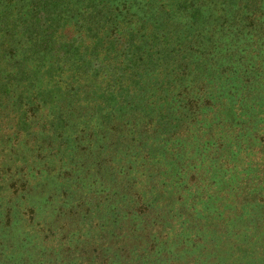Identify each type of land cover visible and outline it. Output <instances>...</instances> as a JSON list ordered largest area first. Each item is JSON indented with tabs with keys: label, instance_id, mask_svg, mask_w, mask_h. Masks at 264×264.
Instances as JSON below:
<instances>
[{
	"label": "trees",
	"instance_id": "1",
	"mask_svg": "<svg viewBox=\"0 0 264 264\" xmlns=\"http://www.w3.org/2000/svg\"><path fill=\"white\" fill-rule=\"evenodd\" d=\"M9 1L0 57L16 69L0 64V128L17 121L0 137L2 230L36 229L43 243L65 231L68 244L120 193L146 218L147 195L168 180L182 187L191 161L226 165L236 151L261 169L262 189L264 0ZM160 228L144 236L150 264L170 255ZM119 233L115 247L132 243ZM9 247L0 239V264H32Z\"/></svg>",
	"mask_w": 264,
	"mask_h": 264
},
{
	"label": "rangeland",
	"instance_id": "2",
	"mask_svg": "<svg viewBox=\"0 0 264 264\" xmlns=\"http://www.w3.org/2000/svg\"><path fill=\"white\" fill-rule=\"evenodd\" d=\"M182 1H185L183 5L195 2L170 0L168 6L175 7ZM38 3L39 0H30V5L36 6ZM10 4L9 0H0V41L4 39L2 34L5 29L2 25H9V21L15 17L14 7L9 6ZM46 35L49 32L44 34ZM3 48L4 46H0V54ZM11 53L14 55L16 52ZM0 64L9 66L10 71L16 69V64H12L9 57H0ZM16 121L6 119V126L0 128V137L11 136L15 126L13 123ZM242 155V151H236L234 158L230 154L226 165L210 163L206 158L201 164L191 161L189 165L192 168L197 166V169L189 170L182 187L173 186L168 180L165 185L147 195L149 209L154 210L146 218L139 214L137 208H132L131 201L121 200V193L111 194L105 202L108 207L111 205V213L106 217L105 210V214L100 215V220L96 217L93 222L84 226L81 222L86 220H82L73 238L69 236L71 243L59 241L65 231L59 232L60 235L54 234L49 242L43 243L41 238H36L41 237L36 229H32L31 236L28 235L29 229L19 230L18 227L13 230L10 225L3 230L0 228V239L9 243L11 249L9 247L6 251L10 259L14 257V262L23 260L27 263L30 260L32 264H150L152 255H148L145 250L144 236L151 232L153 225L161 221L163 228H160L159 234L164 238L168 250L160 254L164 257L170 252V255L153 264H264V186L260 190H254L255 170L261 169L252 162L250 154L246 153V157ZM227 169L230 173H227ZM259 174L264 177V172ZM191 176L196 180L188 181ZM34 205L40 211L45 210L38 202ZM44 214L45 212L41 216L46 220ZM53 220L48 218L46 221L52 223ZM122 227L127 228V232L130 231V239L133 241L130 244L124 241L119 248L117 245L115 247L114 240L121 233ZM82 242L85 248L91 246L92 250L79 255V251L83 250ZM123 245L125 248L129 246L128 251H131L132 256L128 252L125 254L124 250H117ZM106 249L111 253L107 261L103 262L97 255ZM36 252L37 258H29L35 257Z\"/></svg>",
	"mask_w": 264,
	"mask_h": 264
}]
</instances>
